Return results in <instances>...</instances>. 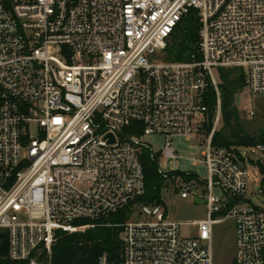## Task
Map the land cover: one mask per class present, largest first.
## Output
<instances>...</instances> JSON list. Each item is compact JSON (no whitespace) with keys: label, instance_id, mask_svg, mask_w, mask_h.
Here are the masks:
<instances>
[{"label":"built area","instance_id":"2783aa9c","mask_svg":"<svg viewBox=\"0 0 264 264\" xmlns=\"http://www.w3.org/2000/svg\"><path fill=\"white\" fill-rule=\"evenodd\" d=\"M192 10L199 53L165 61ZM228 69L244 72L250 96L264 95V0H0V230L10 260L51 264L59 232L113 226L120 257L103 253L96 264H215L214 228L233 220V264H264V205L250 191V167L264 173V145H213L222 126L215 71ZM146 137L163 138V149ZM177 138L205 148L190 161L207 179L178 168ZM145 149L163 177H196L176 178L174 189L208 207L196 235H183L163 205L139 203ZM127 210V220L110 222Z\"/></svg>","mask_w":264,"mask_h":264},{"label":"trees","instance_id":"16d2710c","mask_svg":"<svg viewBox=\"0 0 264 264\" xmlns=\"http://www.w3.org/2000/svg\"><path fill=\"white\" fill-rule=\"evenodd\" d=\"M200 28L198 12L190 11L170 37L164 51V60L188 62L192 55H197L200 51ZM220 76L222 127L216 132L213 145L227 148L264 145V126L257 132H250L235 104L237 95L246 88L244 72L240 69L221 70ZM215 105L216 95L212 92L209 106L214 109ZM141 160L145 172L146 194L139 199V203L165 206L162 192L167 182L174 183L178 177L185 181H197L194 175L185 177L180 173L170 174L168 178L163 177L159 172L158 158L153 157L146 149L143 150ZM130 213V210L123 211L113 216L110 222L112 224L124 222L129 218ZM121 232L120 227L113 226L97 227L74 234L59 232L52 249L51 264H96L103 253L109 254L114 260L118 259L122 252ZM46 258L44 252L40 261H45ZM0 264H26L10 260L9 233L6 230H0Z\"/></svg>","mask_w":264,"mask_h":264},{"label":"rangeland","instance_id":"374dc122","mask_svg":"<svg viewBox=\"0 0 264 264\" xmlns=\"http://www.w3.org/2000/svg\"><path fill=\"white\" fill-rule=\"evenodd\" d=\"M215 77L218 82L221 78L215 71ZM252 99V107L255 110V116L249 118L246 109L249 107V100ZM235 104L239 109L241 118L245 121V125L250 132H257L264 126V95L250 96L245 89L237 95ZM222 127V126H221ZM145 141L152 145L155 152H160L164 146V139L160 137H146ZM173 148L177 151L180 158L176 160L177 166L181 171H190L200 176L202 179L208 178L206 167L197 164L194 165L190 160L202 159L204 147L199 145L197 141L190 142L185 139H174ZM253 160L257 159V155L249 154ZM162 167H168L169 161H161ZM250 171L256 174V183L251 185V190H255L254 203L256 205H264V173L258 167H250ZM175 182L169 183L163 189L162 199L165 203V209L170 218L182 224V234L194 236L197 234V223L208 219V207L206 204H197L193 197L182 199L179 194L174 192ZM263 192V194H261ZM214 195L223 198L224 195L219 188L214 190ZM207 196L204 197L206 199ZM195 223V224H194ZM213 250L215 256V264H232L236 255V232L233 220H227L214 228Z\"/></svg>","mask_w":264,"mask_h":264},{"label":"water","instance_id":"95a60500","mask_svg":"<svg viewBox=\"0 0 264 264\" xmlns=\"http://www.w3.org/2000/svg\"><path fill=\"white\" fill-rule=\"evenodd\" d=\"M197 204H205V201H201L199 198H195Z\"/></svg>","mask_w":264,"mask_h":264}]
</instances>
